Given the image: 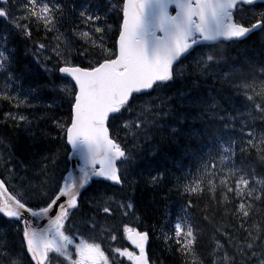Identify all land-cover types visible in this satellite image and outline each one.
I'll list each match as a JSON object with an SVG mask.
<instances>
[{"label": "snow or ice", "instance_id": "1", "mask_svg": "<svg viewBox=\"0 0 264 264\" xmlns=\"http://www.w3.org/2000/svg\"><path fill=\"white\" fill-rule=\"evenodd\" d=\"M0 21L32 42L47 76L23 99L4 91L0 100L34 107L30 100L46 91L45 109L66 112L41 117L55 124L59 151L38 148L49 134L27 116L5 113L29 144L20 158L0 156V264H156L151 231L123 223L137 207L134 149L157 138L176 143L188 133L174 125L189 117L203 125L194 133L201 143L213 131L230 134L213 151L193 152L197 163L182 175L148 173L145 183L168 180L188 197L171 232L162 230L164 242L183 264H264V59L257 91L253 65L231 61L224 47L264 34V0H82L71 8L65 0H0ZM34 29L52 40L34 41ZM0 40V75L12 81L7 36ZM213 80L220 89L204 87ZM241 92L245 111L230 113L226 105ZM206 193L210 203L193 216ZM202 225L211 226L206 246Z\"/></svg>", "mask_w": 264, "mask_h": 264}, {"label": "trees", "instance_id": "2", "mask_svg": "<svg viewBox=\"0 0 264 264\" xmlns=\"http://www.w3.org/2000/svg\"><path fill=\"white\" fill-rule=\"evenodd\" d=\"M80 4L82 0H69ZM72 3V4H73ZM68 27L71 26V20L66 21ZM12 29V28H11ZM10 30V29H9ZM9 30H0V36H7L6 46L12 53V71L15 74L16 79L12 81H6L3 75H0V94L7 91L9 95H19L21 99L24 98V94L29 89H36L39 85L43 84L47 79L46 74L42 71L41 67L35 62L32 55L33 44L30 41L21 40L18 34L15 32L9 33ZM63 30V29H62ZM33 40L38 42L48 43L52 40L51 36L47 38L41 29L37 32L33 30ZM0 44H4L3 40H0ZM227 51L228 57L231 61H235L238 64H252L253 67L248 69L249 79L255 80L258 85L257 91H259V85L261 80L257 73L259 72L258 61L264 59V34L259 31L251 34L247 39L235 42L226 43L224 45ZM229 73H225L228 75ZM206 89H220L221 85L216 81H210L204 85ZM227 91L225 95L232 94L234 92V86L230 84L224 85ZM37 99L30 100V104L34 107L22 106L19 109L15 106V102H9L0 100V156L7 158L9 152H14L18 158L23 154L21 153L22 148H27L29 144L28 133L25 131L24 126H16V124L5 117V113L11 112L13 114L19 112L27 116L34 125V131L38 134L43 131L48 133V137L43 139L38 148L47 146L53 151H59L60 144L56 142L54 137L58 136V130L55 127L52 119H42L41 117L47 115L49 117H60L66 115L63 109H53L47 111L44 104L47 101V92L42 91L36 94ZM168 95H171L169 93ZM243 93L241 92L237 99L233 96V105H226V107L232 109L233 106L239 110L245 111L242 107ZM11 104V105H10ZM7 110V111H6ZM230 112V111H229ZM231 113V112H230ZM259 123V121H257ZM38 126V127H35ZM176 127H183L187 135L181 136L177 139L174 144L159 143V138L152 143L145 145L141 142L140 146L136 149L139 153L137 160L134 165V171L131 180L136 182L135 184V200L133 201L137 207L135 210V216H129L123 221V223H129L134 227H140L142 230H150L152 233L150 244H149V255L156 261V264H183L182 258L179 253H174L168 248V245L164 242L162 230L164 232H171L172 221L179 216H183L184 213L181 211L185 207V201L188 197L184 196L182 192H178L173 187V184L168 180L164 181V184L160 188H154L150 184L145 183L149 180L148 173L151 172L156 175V170L164 173H174L176 175H182L187 170L197 163L196 158L192 155L193 152H204L213 151L209 145L214 143L215 139L221 135L227 139L229 132L213 131L212 140H205L201 143L198 137L194 138V133L197 130H202L203 125L199 121H193L191 117L187 121H182L181 125H174ZM222 125L217 124L216 128H222ZM239 127V126H237ZM259 133V129H257ZM123 138L124 133H120ZM129 148L132 147L131 143L127 145ZM34 151V149H29ZM256 150L252 149L250 156L252 159L256 158ZM248 156V153H245ZM32 157L29 156V159ZM239 163V161H237ZM183 166V172H177V169ZM61 167L63 164L61 163ZM2 171V166H0ZM174 181L175 177L170 178ZM13 184L16 181H12ZM95 188L89 189L90 195ZM197 203V208L192 210L193 216L199 217L200 210L208 203L209 194H205L203 198ZM217 221L220 217H216ZM116 224L121 223L119 215L115 221ZM206 228L205 233H211L210 225H202ZM210 234H205L204 240L208 243V237ZM106 246V245H105ZM206 246V245H205ZM203 251V249H202Z\"/></svg>", "mask_w": 264, "mask_h": 264}, {"label": "bare ground", "instance_id": "3", "mask_svg": "<svg viewBox=\"0 0 264 264\" xmlns=\"http://www.w3.org/2000/svg\"><path fill=\"white\" fill-rule=\"evenodd\" d=\"M65 2L68 4L69 8H71L73 2H71V1H69V0H65ZM9 29H10V30H9ZM0 30H1V31H2V30H6V31L9 30V33L14 31L13 29H11V27H10L9 25L5 24V23L2 22V21H0ZM249 79H251V78H249ZM10 105H11V104H10ZM6 111H7V110H6ZM255 153H256V152H255ZM205 234H206V236H207V234H211V233H205ZM204 238H205V236H204ZM202 243H203L204 245H207V241L204 240V239H203ZM180 257H181V256H180Z\"/></svg>", "mask_w": 264, "mask_h": 264}, {"label": "rangeland", "instance_id": "4", "mask_svg": "<svg viewBox=\"0 0 264 264\" xmlns=\"http://www.w3.org/2000/svg\"><path fill=\"white\" fill-rule=\"evenodd\" d=\"M237 108V107H236ZM229 111L231 112V109L229 108ZM240 111H242V110H240Z\"/></svg>", "mask_w": 264, "mask_h": 264}, {"label": "water", "instance_id": "5", "mask_svg": "<svg viewBox=\"0 0 264 264\" xmlns=\"http://www.w3.org/2000/svg\"><path fill=\"white\" fill-rule=\"evenodd\" d=\"M258 1H260V0H258Z\"/></svg>", "mask_w": 264, "mask_h": 264}]
</instances>
